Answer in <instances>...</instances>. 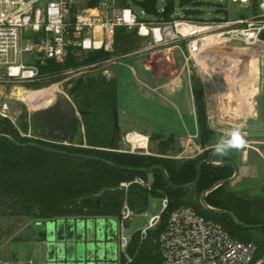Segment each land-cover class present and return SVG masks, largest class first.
I'll return each instance as SVG.
<instances>
[{"label":"trees","instance_id":"obj_1","mask_svg":"<svg viewBox=\"0 0 264 264\" xmlns=\"http://www.w3.org/2000/svg\"><path fill=\"white\" fill-rule=\"evenodd\" d=\"M99 0H89V6H95ZM146 14L158 20H171L175 11L172 0L164 13L159 12V0H135ZM187 2V1H186ZM129 5L128 0L123 1ZM130 6V5H129ZM199 10L189 11L187 16L198 21ZM222 21V20H214ZM142 38L136 30L121 28L116 35V51H93L81 56L78 60L70 56L65 63L48 60L39 63V78L29 83V87L42 88L60 81L70 69L105 61L114 55H123L140 48ZM82 76L73 83L70 98L80 111H88L83 118L84 138L80 146L54 144L40 139L24 137L21 131L28 133L29 125L20 124L17 128L9 119L0 121V134L14 138L20 144L37 143L57 150L99 157L118 167L148 169L162 166L167 171L172 183L176 186L190 184L197 179V166L208 158L209 152L190 159H176L154 154L129 153L122 151L119 127H115V110L118 109V82L106 79L102 74ZM194 94L198 106V119L202 132V142L209 143L213 132L208 129L206 105L203 99V88L198 79H194ZM173 142H162L161 155L172 149ZM215 162L229 159L212 158ZM231 167H214L206 164L201 169V180L189 191L170 188L160 171H154L152 193L170 199L169 209L162 213L160 224L151 229L145 239L141 232L131 238L127 254L132 258L129 264H162L158 248V238L165 228L169 214L178 207H193L199 214L221 223L235 239L245 244L257 246V257L264 256V228L245 229L238 226L229 216L208 210L201 204V195L216 183L234 176ZM150 174L128 172L112 168L96 161L74 159L60 154L48 153L37 148H21L7 139H0V218L29 220L35 222L56 219H86L90 217L119 218L125 201V191L120 188L122 182L137 177L148 180ZM231 183L222 185L210 193L207 204L215 209L234 213L236 218L247 225L264 226V199L249 200L239 197L230 189ZM149 190L133 186L128 193V201L137 211L142 207L143 198ZM139 192L140 194H137ZM137 201L139 203H137ZM5 236H13L8 230ZM38 232V239L42 238ZM3 237V236H2ZM0 237V240L2 239ZM126 259L123 256V264Z\"/></svg>","mask_w":264,"mask_h":264},{"label":"built area","instance_id":"obj_2","mask_svg":"<svg viewBox=\"0 0 264 264\" xmlns=\"http://www.w3.org/2000/svg\"><path fill=\"white\" fill-rule=\"evenodd\" d=\"M88 1L0 0V69H5L6 81L35 82L39 78V63L43 65L48 60L65 63L71 55L81 60L83 54L93 51L115 53L116 35L121 28L136 30L141 38L150 41V48L181 43L188 52V62L195 63L203 60L204 48L214 42H241L246 46L264 43L260 38L264 31V0H227L230 5L251 14L209 22L187 15L177 17L176 8L171 20H141L129 5L123 4L124 0H99L93 7ZM159 12L164 13L165 9ZM198 26L202 30H190ZM120 59L121 55H114L105 61L70 69L65 74L100 71L108 76L110 70L104 68ZM0 116L16 125L7 103L0 106ZM128 137L129 134L125 142L129 149L122 151L136 153V150L145 149L134 148ZM133 186L152 190V183L142 177L120 184L126 197L117 219L121 230L120 249L125 257H128L132 237L123 232L135 215L128 201ZM170 203L168 197L163 198V213L169 209ZM161 215L150 219L148 226L141 231L142 239L160 224ZM157 244L162 264H264V256L257 257L255 244L235 239L221 223L206 218L190 206L178 207L169 214ZM130 262L131 257L124 264Z\"/></svg>","mask_w":264,"mask_h":264},{"label":"rangeland","instance_id":"obj_3","mask_svg":"<svg viewBox=\"0 0 264 264\" xmlns=\"http://www.w3.org/2000/svg\"><path fill=\"white\" fill-rule=\"evenodd\" d=\"M172 1L177 10V17H183L187 15L189 11L199 10L201 12V18L204 21L209 22L214 20L237 19L238 17L249 16L251 14L248 11L230 5L227 0ZM128 3L141 20L155 19L149 14H144V10L137 5L135 0H128ZM167 4L168 0H159L158 7L160 10L165 9ZM26 44L27 42H24V45ZM203 56V62L200 61V65L194 68L199 77L205 78L207 85H209L208 87L212 89V95L217 98L220 96V92H223L226 96L232 91V89H234L235 92L240 90L243 92V96L247 97L249 94L248 89L251 90L252 95H255L259 91V85L261 87V95L258 98L257 104V108L259 109L257 112L258 116L256 117L255 122L251 123L253 126L250 129L241 131L246 142L252 143L246 144V146H249L248 148L230 150L228 155L224 157L216 156L213 150L211 157L229 159L230 161L235 162L240 170L243 171L242 173L239 171L238 178L231 182L230 186V189L239 197L249 200L264 199V43L230 48L220 45L218 42H214L204 48ZM139 61V56L133 55L122 59V64L129 65L132 69L138 70L137 62ZM110 67L111 65L106 66L104 69H110ZM117 67L119 69L124 68L120 65ZM125 69L127 70L128 75H133L132 69H127L126 67ZM89 73V75H91L101 72L93 71ZM4 74L5 69L1 68L0 79H2V81L0 82V106L7 103L10 108V115L16 122L15 126L20 128V124L26 122L29 125V131L27 134L21 131V134L31 136H33L31 113L35 110L51 106L56 99L61 96H68L70 98L69 90L73 83L79 80L82 76L88 75V73L82 75L63 74L60 81L42 88H35L29 87V83L25 82H8L6 81ZM133 78L134 77L132 76L131 80H134ZM133 82L134 85L137 81L134 80ZM239 84H241V86ZM17 88H23L27 93L33 92L34 95L31 104L23 102L17 98ZM226 98L224 99L228 102ZM150 110V107H146V112H149ZM158 110L159 111L152 109V112L157 114V117H160L161 110ZM165 118L167 120L169 117L167 118L165 115ZM2 119L3 118L0 116V121ZM169 119L175 120V118L172 117V114ZM231 120L234 124L243 122L241 117H239V119L232 118L228 121L231 122ZM124 131H126V129ZM225 134L226 133H219L218 135L222 137ZM77 135L78 139L76 138L75 141H73L74 146H80L81 140L84 138L82 128L79 129ZM125 137L126 135L121 134L120 144L124 149L126 148ZM156 147L157 143H153L148 150L139 149L136 150V153L143 152L144 154H149L154 152L153 148ZM195 149L194 145L190 143L186 152L182 154L180 151L182 149L177 144L176 149L173 152H170L169 156L176 159H190L197 153V149ZM243 150L245 152L248 151L244 156L245 163L249 161L248 165L242 164ZM148 180L153 183V176L151 174L148 176ZM146 198L147 210L141 215L136 214L135 211L132 221L129 222L123 232V234L129 238L133 237L135 233L141 232L145 229L152 217L163 213L162 196H157L151 191H148ZM137 203L139 202L137 201ZM95 222L99 225V228L101 227L104 229V236L102 237V244L100 247L107 253V264H123L124 255L121 253L120 249L121 230L118 224V219L99 217ZM8 230H10L13 236H5V232ZM38 230H40V228L35 221L25 219L18 222V220L10 218H0V237L3 236L0 240V263L15 261L17 253L20 264H30L31 262L32 264H47L45 244L40 241H35L32 234L33 231ZM129 257V255L128 257H125L126 261L129 260Z\"/></svg>","mask_w":264,"mask_h":264},{"label":"crops","instance_id":"obj_4","mask_svg":"<svg viewBox=\"0 0 264 264\" xmlns=\"http://www.w3.org/2000/svg\"><path fill=\"white\" fill-rule=\"evenodd\" d=\"M133 55L140 58V61L137 62L138 70L122 64V59ZM187 57L188 52L181 43L150 48V41L142 38L138 50L121 55V59L110 67L108 78L116 79L118 82L117 111L120 134H129L128 140L134 148L140 147L148 150L150 145L157 143L156 148L158 150L153 148L154 152L149 154L170 157V152L176 149L177 144L182 149L180 150L181 153L184 154L191 143L197 149V153L193 158L205 151H208L209 155L212 156L214 145L221 138L218 135L219 133H227L234 128L246 131L253 126L251 123L255 122L258 116L257 104L261 95L260 85L259 91L255 95H252L250 89H248L249 94L247 97L243 96V92L240 90L235 92L232 89L226 96L223 92H220V96L217 98L212 95V89L208 87L205 78H201L196 74L194 67L200 65V62H188ZM119 65L124 68L119 69L117 67ZM125 67L133 70V79L138 83L136 82L133 85L134 80H131L132 76L128 75ZM194 79H198L202 85V97L206 105L208 129L213 132L210 142L206 144L202 142L198 106L194 94ZM239 85L241 86V84ZM146 107H150L151 110L146 112ZM152 109L156 111L160 109V117H157ZM169 111L175 120L169 119L171 116ZM165 115L167 118L169 117L167 120ZM239 117L243 119V122L239 124H234L232 120L231 122L228 121L232 118L239 119ZM125 129L126 131H124ZM82 132L84 133L83 128ZM76 138L78 139V135ZM162 142L174 143L172 149L166 155H161L160 144ZM248 143L252 142H246V144ZM246 147L249 146L244 148ZM126 148L129 149L127 143ZM126 148L123 147L122 149L127 150ZM246 152L243 150L242 164L244 165L249 164V161L245 163L244 160ZM239 171L240 173L243 172L240 168ZM94 218L98 219L99 217ZM39 228L40 230L32 232L35 241H40L38 232L42 234L43 229ZM90 256L91 254L88 255V257ZM17 264H20L18 259Z\"/></svg>","mask_w":264,"mask_h":264},{"label":"water","instance_id":"obj_5","mask_svg":"<svg viewBox=\"0 0 264 264\" xmlns=\"http://www.w3.org/2000/svg\"><path fill=\"white\" fill-rule=\"evenodd\" d=\"M261 40L264 41V31L260 36ZM244 44L241 42L224 43L223 46L235 48L242 47ZM103 77L108 78L106 74ZM88 114V111H80L72 102L68 96H61L56 99L54 104L49 107L35 110L31 113L32 123V135L36 139L50 141L54 143H69L75 140L78 129L83 128V118ZM115 127H118V111L115 110ZM7 139L14 145L21 148L33 147L39 150L60 154L66 157L74 159H82L87 161H96L106 164L112 168H120L121 170L128 172H142L145 174H152L154 171H160L168 186L174 190H185L189 191L194 189L201 180V169L204 165L210 164L214 167H231L235 173L232 178L216 183L211 189L206 190L201 195V204L204 208L212 210L216 213L229 216L238 226L245 229H261L263 225H247L240 222L234 213L226 210H220L210 207L207 202V196L222 185L229 184L235 181L239 175V167L232 161H226L222 163L215 162L211 155L200 162L197 166V179L195 182L186 185L176 186L172 183L167 171L162 166H154L148 169H136L127 167H118L115 164L103 160L99 157L87 156L82 154H73L61 150H57L50 147H44L37 143L31 142L27 144H20L14 138L0 134V139ZM137 194H140L137 192ZM147 210V198H143L142 207L136 211V214L141 215ZM98 220V219H96ZM38 227L43 229L42 238L39 239L45 244L47 264H106L104 262H97L92 259L88 260V255L95 253L96 255H104L100 247L102 244V238H99V244L92 242L91 230L93 228L91 220H80V219H56L52 221L38 222ZM17 253L15 261H6L0 264H17ZM8 262V263H7Z\"/></svg>","mask_w":264,"mask_h":264},{"label":"clouds","instance_id":"obj_6","mask_svg":"<svg viewBox=\"0 0 264 264\" xmlns=\"http://www.w3.org/2000/svg\"><path fill=\"white\" fill-rule=\"evenodd\" d=\"M246 146V140L239 128H234L222 136L214 145V153L216 156L224 157L228 155L230 150L242 149Z\"/></svg>","mask_w":264,"mask_h":264},{"label":"flooded vegetation","instance_id":"obj_7","mask_svg":"<svg viewBox=\"0 0 264 264\" xmlns=\"http://www.w3.org/2000/svg\"><path fill=\"white\" fill-rule=\"evenodd\" d=\"M95 72V71H94ZM89 73V72H88ZM98 74H101V73H98ZM102 76H103V74H102ZM107 80L109 79V78H106ZM73 85H72V87L70 88V90H69V94H70V91L73 89ZM81 129V128H80ZM78 131H79V129H78ZM78 133V132H77ZM33 138H35L34 136H32ZM36 139V138H35ZM90 220H91V222H92V225H93V228H92V230H91V238H92V242H97L98 240H99V238H102L104 235H103V231H104V229L103 228H99V225L95 222L96 221V218H94V217H91V218H89ZM94 221V222H93ZM107 230V229H106ZM100 242L98 241L97 242V245L99 244ZM98 250H100V246L98 247ZM92 259H94V260H96L97 262H104V263H106L107 264V262H108V257H107V253L105 252V254L104 255H96L95 253H91V256L90 257H88V260H92Z\"/></svg>","mask_w":264,"mask_h":264},{"label":"bare ground","instance_id":"obj_8","mask_svg":"<svg viewBox=\"0 0 264 264\" xmlns=\"http://www.w3.org/2000/svg\"><path fill=\"white\" fill-rule=\"evenodd\" d=\"M190 30L192 31H200L202 30L201 27H194V28H191ZM145 32V30H144ZM213 38V37H212ZM220 45H223L222 43H220ZM219 46V45H218ZM213 47V46H212ZM211 47V48H212ZM216 47V46H215ZM31 92V91H30ZM33 92L31 93H27L26 90H24L23 88H17V98L23 102H26L28 104H31L32 103V99H33ZM11 99V98H10ZM20 101V102H21ZM55 101V100H54ZM241 108V107H240ZM241 110V109H240Z\"/></svg>","mask_w":264,"mask_h":264}]
</instances>
